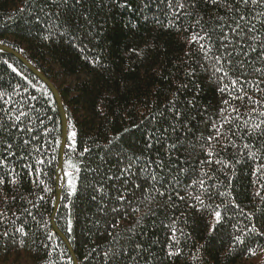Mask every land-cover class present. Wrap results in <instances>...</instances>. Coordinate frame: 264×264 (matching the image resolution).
I'll return each instance as SVG.
<instances>
[{"label": "trees", "instance_id": "16d2710c", "mask_svg": "<svg viewBox=\"0 0 264 264\" xmlns=\"http://www.w3.org/2000/svg\"><path fill=\"white\" fill-rule=\"evenodd\" d=\"M184 2L186 7L177 10L169 6L170 0H67L66 5L61 0H0V45L19 54L52 84L65 112L67 134H77L76 151L64 148L62 168L72 175L60 174L61 197L54 224L78 264H108L104 253L128 243L132 235L128 229L141 217L144 222L134 230V239L142 240L147 251L140 253L138 264H264V235L249 234L253 227L264 233V180L254 183L264 172L252 174L264 165V124L255 131L244 126L245 121L254 125L264 120L260 115L264 78L249 74V65L262 66L259 53L240 56L234 70L221 80L222 74L211 71L214 61H206L199 46L189 43L193 33L200 32L194 24L198 17L208 30L220 23L231 35L230 28L247 10L239 0H227L228 5L239 7V13L228 11L225 0ZM193 2L194 9L188 7ZM188 12L194 14L188 16ZM218 17L224 19L218 21ZM239 47L248 51L247 44ZM240 61L247 64L241 68ZM222 64L227 70L228 65ZM232 80L238 83L232 85ZM193 99L195 107L187 103ZM172 103L186 114V120L178 122L170 116ZM21 112L25 115L15 120ZM229 117L231 123L223 124ZM172 124H177L175 132ZM213 124H223L219 137ZM157 127L161 132L169 127V139L148 149V133ZM208 137L215 139L209 142ZM25 140L30 143L25 145ZM57 140L61 142V121L52 92L17 58L0 50V158L5 159L0 176L11 173L0 185V264H73L67 246L51 225L60 149ZM109 140L128 157L153 161L151 168L172 199L144 192L150 186L141 180L135 181L142 184L139 190L131 183L123 186V180L108 181V174L119 175L115 156L106 162L100 159L113 148ZM173 143L177 148L168 153L167 145ZM8 144L14 145L11 156L5 154ZM85 147L90 151L81 156ZM209 148L214 152L213 162L201 164L210 159ZM41 160L43 164L38 163ZM157 160H164L165 168L158 169ZM13 176L15 185L10 183ZM173 176L180 180L179 196L185 200L173 191ZM69 179L77 186L72 197L67 196ZM199 180L204 181L203 187ZM100 182L105 185L104 193L94 191ZM121 193L134 201L132 207L138 211L129 210L125 216L116 199ZM197 195L203 204L195 200ZM118 205L120 213H112ZM215 211L221 213L219 223ZM238 235L243 244L234 241ZM177 248L179 254L168 258L167 252Z\"/></svg>", "mask_w": 264, "mask_h": 264}, {"label": "snow or ice", "instance_id": "6c2138e0", "mask_svg": "<svg viewBox=\"0 0 264 264\" xmlns=\"http://www.w3.org/2000/svg\"><path fill=\"white\" fill-rule=\"evenodd\" d=\"M211 3L215 4L216 0H210ZM61 3L67 4V0H61ZM240 4L244 5V8L247 10L246 14L239 15V22L236 23L235 27L230 28L231 35H229L228 32L224 31L225 25L218 23L214 28L211 30H208V27L206 24L202 23L203 18L198 17L194 24L195 26L200 27V32H194L193 35L191 36V39L189 43L195 42L199 46V51L203 53L204 59L206 61L211 60L214 61V63L211 64V71L213 75L216 74H222L218 78L219 79H224L225 77L229 76V73L233 71V66L237 64L239 61L240 56L247 57L249 52H258L259 55L257 59L261 62V67H255L254 65H249L250 68V76H255V74H259L262 78H264V39L261 38L262 33H264V0H239ZM59 7V5H56ZM170 7L175 6L177 10L179 9H184L186 7L184 0H177V3L173 5L172 0H170L169 3ZM225 6L228 8V11L230 12H240V9L238 6H230L227 4V0H225ZM251 6V7H249ZM188 7L195 8L196 5L195 3H191L188 5ZM260 8L262 11H255V9ZM43 11V9H41ZM188 16L193 15V12H188L186 13ZM251 17V18H250ZM224 17H218L217 20H223ZM247 22V24H245ZM256 22H259L260 27H256ZM216 28H219L220 31L217 32ZM203 33V34H201ZM48 36H45L44 39H48ZM217 41H219V44L217 45ZM251 41V43H249ZM3 41H0V44H2ZM241 43L247 44L248 46V51H244L242 48L239 47ZM255 45V46H253ZM232 49L231 51L229 49ZM222 61L228 65V69L225 70V67L222 64ZM7 63V61H5ZM247 64V61H240L239 62V67L243 68L244 65ZM9 67H11L9 65ZM202 67H207L206 65H202ZM188 75H192L191 72L188 73ZM251 82V81H250ZM232 85H236L238 83V80H232L231 81ZM182 87H187V85H183ZM257 88H259V85H257ZM221 91H224V89H221ZM231 95V94H230ZM247 96V93L245 92L244 94ZM244 97L237 96L235 99H243ZM249 100H252L251 96L247 97ZM35 99V97H33ZM189 105H192L195 107V101L189 100L187 101ZM226 105L229 104V101H224ZM261 103H264V101H261ZM222 112L224 111L223 109L221 110ZM234 112L237 113V117H239V111L238 109H233ZM251 111L255 112L256 109H252ZM168 112L171 117H173L176 121H181V120H186V114L182 111L179 110L177 105L175 103L171 104V107L168 108ZM161 115L163 113H160ZM25 115V113L21 112L19 115L15 116V120L19 121L21 119V116ZM261 116H264V111L260 113ZM147 119V118H146ZM152 120L154 123H158L156 121V117L153 116ZM231 123V118H225L223 121V124H230ZM223 124L220 127H217L216 124H213V128L216 129L217 132V137H219L222 132L221 129L223 127ZM264 124V120H262L260 123L254 124V125H249L248 121L244 122L245 127H249L251 131H255L256 129H261V125ZM15 126V125H14ZM171 131L175 132L177 130V124H172L171 126ZM169 127H165L163 131L161 132L160 128H155V130L150 131L148 133V143H147V148L151 149L153 144H158L161 142H166L169 137H168V132H169ZM28 131H31V129H28ZM129 131L128 129H125V132ZM159 133V135H158ZM248 134H251L249 132ZM262 134H264V129H262ZM75 132H70L67 134L66 140L71 141V143H66V147L71 150L73 153L76 151V142H75V137H76ZM119 139V137H117ZM209 142H211L214 137H208L207 138ZM30 142L28 140L24 141L25 145H28ZM57 145L60 144V141H56ZM108 143L110 145H113V148H109L107 152H105L101 157L102 162L108 161L112 156H115L116 158V168L119 172V175H116L115 173H111L107 175V180L108 181H121L123 180V186H126L128 184H133L134 188L139 190L142 188L141 183H136V180H141L144 183L149 184L150 187L144 188L143 191L146 193L154 194V196H159L163 198L165 195H168V199H172V194L168 192V189L165 185L160 184V178L158 176V173L154 171L151 168V164L153 161H147V162H141V157L140 156H135L133 155L132 157H128L124 152L119 150V145L114 144L113 140H109ZM14 147L13 144H8L7 148L5 149V154L6 156H11L13 155L11 149ZM247 148L248 146L245 145ZM177 148L176 144H168L166 151L168 153H171L173 150ZM115 149V150H114ZM90 151L89 147H85L83 149V152L80 153V155H84V153H88ZM208 156L210 159L208 161H201V164L204 163H212L211 157L214 155V152L211 150V148L208 149L207 151ZM249 156H252L253 153L249 152ZM216 163H223L225 167H229L230 164L228 162H224L222 160H216ZM38 163L43 164L44 161H38ZM156 164V167L158 169H163L165 168V162L164 160H157L154 162ZM121 165H123L121 167ZM0 166H5V159L0 158ZM70 168H75L77 172L80 171L79 167L73 164L68 165ZM26 167H30L26 165ZM136 169L135 171L133 169ZM64 171V169H61ZM93 172H99V169H92ZM180 172H184V169H179ZM264 172V165H259L257 169L252 173L254 176H256L258 173ZM7 175H11V173L6 172L3 176H0V185H3L5 183V177ZM64 175L70 177L72 175L71 172L69 171H64ZM103 176L104 174L101 173ZM169 175L171 176V172H169ZM261 180H264V176L258 177L257 181H254V183L259 182ZM173 183L171 184V187L173 191L175 192L176 196L180 200H185L186 197L179 196V190H180V180L178 179L177 176L172 177ZM11 184L15 185L17 184V180L15 176L12 177V180L10 181ZM43 183V181H41ZM68 187L69 191L67 193L68 197H72L77 193V186L75 182L71 179L68 180ZM193 183H196L194 181ZM160 184V187H157V185ZM199 184L201 187L204 186V181L199 180ZM262 187H264V183L261 184ZM191 185L187 186V188H190ZM94 191L98 193H104L105 192V185L103 182H100L98 186H93ZM163 188L164 190H160ZM127 189L125 188V191ZM187 190V189H185ZM45 191H49V189L45 188ZM191 193L189 192V196ZM220 195H225V193H220ZM257 196H260V192L257 191L256 193ZM133 196H135V192H133ZM103 198V197H101ZM154 198V197H153ZM264 199V197H261ZM40 199H43V197H40ZM93 200L96 199V196L92 197ZM117 201L120 202L124 208V214L125 216L129 215L131 212H136L138 211L137 208L132 207V203L134 201L127 200L125 195L121 193L116 197ZM195 200L203 204V200H201V197L197 195L195 197ZM166 206V205H165ZM238 207V205H235ZM65 207H68V205H65ZM206 207H211V205H206ZM219 207V206H217ZM112 213L119 214L120 213V205L117 207H113L111 209ZM0 215H3V213H0ZM154 215V213H153ZM216 217L217 223H219L220 218H221V213L219 211H215L214 213ZM144 222V218L141 217L137 220V223L132 225V228L128 229L129 233H132V235L128 236V243L122 244L120 249L118 251L112 252V251H106L104 253V256L107 258L108 264H138V257L140 256V253L143 251H147V249L144 247V243L142 240L136 241L134 239L136 232L134 231L138 227H142ZM69 228L68 231L71 232V221L69 220ZM175 221L173 220V224ZM117 225H112L113 228H115ZM167 227V226H166ZM17 231H22V229H17ZM172 239H175V233L176 229L175 227L172 228ZM141 235H144L145 233L141 231ZM249 234H256V235H264V233H259L255 227L249 229ZM4 236H7L8 233L5 232L3 233ZM51 235V233L49 234ZM109 236L113 237L114 242L116 241V237L113 235L111 231L108 232ZM234 241L236 243L243 244L245 241L242 239L241 236H236L234 237ZM95 251V249L93 250ZM180 252V249L177 248L175 251L169 250L167 252V257L172 258L173 256L178 255ZM134 253V254H133ZM87 259V257H85ZM71 259V258H70Z\"/></svg>", "mask_w": 264, "mask_h": 264}, {"label": "water", "instance_id": "95a60500", "mask_svg": "<svg viewBox=\"0 0 264 264\" xmlns=\"http://www.w3.org/2000/svg\"><path fill=\"white\" fill-rule=\"evenodd\" d=\"M0 50L13 55L23 65H25L36 77H38L44 84H46V86H48V88L52 92L53 97L55 99V102H56V105H57V108L59 111V115H60V120H61V143H60V149H59V161H58V166H57V170H56V195H55V202H54V207H53V214L51 217V225H52L54 231L57 233V235L62 239L64 244L67 246L69 253L71 255L73 264H78L67 240L64 238V236L60 233V231L57 229V227L54 224V215H55L57 208L59 206L60 197H61V189L59 187V174L62 173L61 169H62V163H63V152H64V146L66 143V132H67L66 117H65V113H64L60 98H59L58 93L56 92L55 88L51 85V83L44 76H42L34 67H32L24 58H22L19 54H17L16 52L11 50L10 48L2 46V45H0Z\"/></svg>", "mask_w": 264, "mask_h": 264}, {"label": "bare ground", "instance_id": "6f19581e", "mask_svg": "<svg viewBox=\"0 0 264 264\" xmlns=\"http://www.w3.org/2000/svg\"><path fill=\"white\" fill-rule=\"evenodd\" d=\"M52 85V84H51ZM57 92V91H56ZM65 113V112H64ZM66 117V116H65ZM61 121V120H60ZM66 129H67V123H66ZM66 135H67V132H66ZM67 137V136H66ZM61 143V142H60ZM65 145H66V143H65ZM64 148H65V146H64ZM59 177H60V174H59ZM60 187V186H59Z\"/></svg>", "mask_w": 264, "mask_h": 264}]
</instances>
